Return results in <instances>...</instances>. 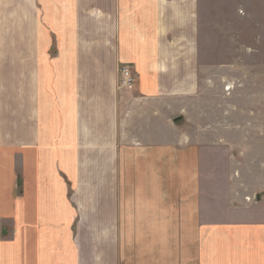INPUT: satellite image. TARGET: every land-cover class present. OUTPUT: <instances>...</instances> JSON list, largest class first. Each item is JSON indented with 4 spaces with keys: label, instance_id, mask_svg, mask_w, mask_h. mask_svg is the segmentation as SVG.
<instances>
[{
    "label": "crops",
    "instance_id": "0c3cea01",
    "mask_svg": "<svg viewBox=\"0 0 264 264\" xmlns=\"http://www.w3.org/2000/svg\"><path fill=\"white\" fill-rule=\"evenodd\" d=\"M252 1L0 0V264H264L248 138H180L217 97L206 47L249 36Z\"/></svg>",
    "mask_w": 264,
    "mask_h": 264
},
{
    "label": "rangeland",
    "instance_id": "374dc122",
    "mask_svg": "<svg viewBox=\"0 0 264 264\" xmlns=\"http://www.w3.org/2000/svg\"><path fill=\"white\" fill-rule=\"evenodd\" d=\"M252 7L254 17L251 21L248 20L253 24L251 27L248 22V30L251 27L249 36L245 34V26L239 27L236 34L237 39L234 35L229 36L233 33L230 31L223 37L228 47L224 46L225 43L221 47H206L208 54L206 59L211 58L207 60L209 73L207 72L206 78L215 81L217 97L213 99L214 101L208 99L205 102L206 106L211 104L208 110L209 116L203 117L200 122L191 124L190 128L182 130L180 138L184 139L197 133L202 134L212 127L221 128L223 131L229 127H237V137L243 140L248 138L247 150L238 148L242 159L245 161L247 154L249 156L247 161H249L252 156L256 159V168L261 172V167H263L264 172V0H253ZM221 10L225 14L224 18L232 12L231 7L226 4L221 6ZM232 21V18L224 19L222 21L223 30L230 26L234 27ZM231 40L233 41L230 42ZM249 40L253 42V47H243L244 43ZM124 66L131 68L135 75V83L130 90L133 91L139 82V73L133 65L129 64H120L118 67L117 90L125 91L120 87L119 81ZM226 80L234 84L230 92L232 94L224 91ZM222 88L225 93L221 91ZM173 136L176 138V134ZM22 186L21 180H18L17 187L20 194L23 193ZM4 226L6 235L11 230V223L6 222Z\"/></svg>",
    "mask_w": 264,
    "mask_h": 264
},
{
    "label": "built area",
    "instance_id": "2783aa9c",
    "mask_svg": "<svg viewBox=\"0 0 264 264\" xmlns=\"http://www.w3.org/2000/svg\"><path fill=\"white\" fill-rule=\"evenodd\" d=\"M120 87L125 90V91H130L132 90L134 83H135V75L132 72L131 68H129L128 66H124L121 70V76H120ZM234 86L233 82H231L230 84H228V86ZM226 86L225 87V92L227 94H229L231 91H229V87ZM233 89V88H232Z\"/></svg>",
    "mask_w": 264,
    "mask_h": 264
},
{
    "label": "bare ground",
    "instance_id": "6f19581e",
    "mask_svg": "<svg viewBox=\"0 0 264 264\" xmlns=\"http://www.w3.org/2000/svg\"><path fill=\"white\" fill-rule=\"evenodd\" d=\"M226 86H228V84H227ZM226 86H225V87H226ZM225 87H224V89H225ZM228 87H229V86H228ZM232 88H234V87H233V85H232V86H230L228 90H229V91H231V90H232ZM224 91H225V90H224Z\"/></svg>",
    "mask_w": 264,
    "mask_h": 264
},
{
    "label": "water",
    "instance_id": "95a60500",
    "mask_svg": "<svg viewBox=\"0 0 264 264\" xmlns=\"http://www.w3.org/2000/svg\"><path fill=\"white\" fill-rule=\"evenodd\" d=\"M176 121H177V122H178V121H181V118H180V117H179V118H177V119H176Z\"/></svg>",
    "mask_w": 264,
    "mask_h": 264
}]
</instances>
